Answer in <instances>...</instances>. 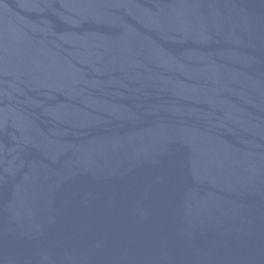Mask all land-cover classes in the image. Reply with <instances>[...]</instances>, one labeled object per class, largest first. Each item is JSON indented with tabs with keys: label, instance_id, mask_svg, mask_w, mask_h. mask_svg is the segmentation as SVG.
<instances>
[{
	"label": "water",
	"instance_id": "obj_1",
	"mask_svg": "<svg viewBox=\"0 0 264 264\" xmlns=\"http://www.w3.org/2000/svg\"><path fill=\"white\" fill-rule=\"evenodd\" d=\"M0 264H264V0H0Z\"/></svg>",
	"mask_w": 264,
	"mask_h": 264
}]
</instances>
